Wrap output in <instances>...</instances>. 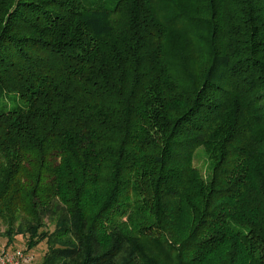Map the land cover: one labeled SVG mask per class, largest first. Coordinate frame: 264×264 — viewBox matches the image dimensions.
Returning <instances> with one entry per match:
<instances>
[{
  "label": "trees",
  "instance_id": "obj_1",
  "mask_svg": "<svg viewBox=\"0 0 264 264\" xmlns=\"http://www.w3.org/2000/svg\"><path fill=\"white\" fill-rule=\"evenodd\" d=\"M0 225L39 264H264V0H0Z\"/></svg>",
  "mask_w": 264,
  "mask_h": 264
},
{
  "label": "built area",
  "instance_id": "obj_2",
  "mask_svg": "<svg viewBox=\"0 0 264 264\" xmlns=\"http://www.w3.org/2000/svg\"><path fill=\"white\" fill-rule=\"evenodd\" d=\"M32 260V255L22 249L7 251L0 249V264H26Z\"/></svg>",
  "mask_w": 264,
  "mask_h": 264
},
{
  "label": "rangeland",
  "instance_id": "obj_3",
  "mask_svg": "<svg viewBox=\"0 0 264 264\" xmlns=\"http://www.w3.org/2000/svg\"><path fill=\"white\" fill-rule=\"evenodd\" d=\"M199 161H200V158L197 160L195 159V164H199ZM3 229V226L0 225V230ZM23 238L19 237L18 238V241L15 243V247H18V248H23L25 247L24 243H23ZM5 245V238L1 237L0 236V248ZM44 250H45V243H40L38 246H36L32 252L30 253L32 255V261L30 262L31 264H39L40 261H41V257L44 253Z\"/></svg>",
  "mask_w": 264,
  "mask_h": 264
},
{
  "label": "crops",
  "instance_id": "obj_4",
  "mask_svg": "<svg viewBox=\"0 0 264 264\" xmlns=\"http://www.w3.org/2000/svg\"><path fill=\"white\" fill-rule=\"evenodd\" d=\"M4 245L0 248V249H3ZM16 249H19L18 247H15ZM5 249V248H4ZM32 261V260H31ZM30 261V262H31ZM30 262H27L26 264H31Z\"/></svg>",
  "mask_w": 264,
  "mask_h": 264
}]
</instances>
